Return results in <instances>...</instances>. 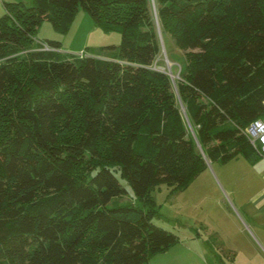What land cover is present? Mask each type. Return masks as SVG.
<instances>
[{
	"label": "trees",
	"instance_id": "obj_1",
	"mask_svg": "<svg viewBox=\"0 0 264 264\" xmlns=\"http://www.w3.org/2000/svg\"><path fill=\"white\" fill-rule=\"evenodd\" d=\"M184 52L158 68L151 0L5 2L0 18V264H145L180 243L154 223L151 192L207 168L264 158L245 131L264 119V0H156ZM119 46L68 57L36 37L78 12ZM132 189L135 200L109 206Z\"/></svg>",
	"mask_w": 264,
	"mask_h": 264
},
{
	"label": "rangeland",
	"instance_id": "obj_2",
	"mask_svg": "<svg viewBox=\"0 0 264 264\" xmlns=\"http://www.w3.org/2000/svg\"><path fill=\"white\" fill-rule=\"evenodd\" d=\"M5 2L31 5V0H4L0 18L5 14ZM151 9L161 47L158 68L176 82L184 52L169 34L163 32L156 0H151ZM36 37L61 42L60 51L68 57L82 52L97 56L103 47L121 43L118 31L107 32L96 27L91 17L81 9L66 34L58 32L46 21L39 27ZM207 163L206 170L187 189L174 193L172 186L161 184L151 192L159 213L154 223L180 239L177 253L172 252L171 264H264V248L250 222L245 220L242 208L251 203L252 196L264 184V158L255 166L243 157L226 164L209 160ZM120 180L128 193L114 198L110 207L135 200L132 189ZM196 232H200L202 245L192 243L191 238L197 235Z\"/></svg>",
	"mask_w": 264,
	"mask_h": 264
},
{
	"label": "crops",
	"instance_id": "obj_3",
	"mask_svg": "<svg viewBox=\"0 0 264 264\" xmlns=\"http://www.w3.org/2000/svg\"><path fill=\"white\" fill-rule=\"evenodd\" d=\"M3 2H4V0H0V10H1ZM256 164H258V162ZM256 164H253V166H255ZM207 165H209V164L207 163ZM242 208H243V212L247 218L245 220L250 222V224L253 227V231H254V234H255L258 242L264 248V184L252 196L251 203H249V205H246V206L243 205ZM196 233H197V235L192 236V238H191L192 243L202 245V241L200 240V238H201L200 232H196ZM179 244L172 247L170 250H168L165 253L155 255L154 257L150 258L149 261L145 264H171L172 258H174V256L171 257L172 252L177 253L176 247H178ZM204 246H205V244H204Z\"/></svg>",
	"mask_w": 264,
	"mask_h": 264
},
{
	"label": "built area",
	"instance_id": "obj_4",
	"mask_svg": "<svg viewBox=\"0 0 264 264\" xmlns=\"http://www.w3.org/2000/svg\"><path fill=\"white\" fill-rule=\"evenodd\" d=\"M245 133L252 146L264 154V119L250 124Z\"/></svg>",
	"mask_w": 264,
	"mask_h": 264
}]
</instances>
